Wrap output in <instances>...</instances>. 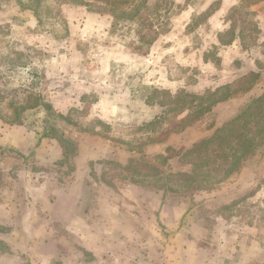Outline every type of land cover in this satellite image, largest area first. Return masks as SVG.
Listing matches in <instances>:
<instances>
[{"label": "rangeland", "instance_id": "rangeland-1", "mask_svg": "<svg viewBox=\"0 0 264 264\" xmlns=\"http://www.w3.org/2000/svg\"><path fill=\"white\" fill-rule=\"evenodd\" d=\"M263 91L264 0H0V264H264V145L153 185Z\"/></svg>", "mask_w": 264, "mask_h": 264}, {"label": "trees", "instance_id": "trees-1", "mask_svg": "<svg viewBox=\"0 0 264 264\" xmlns=\"http://www.w3.org/2000/svg\"><path fill=\"white\" fill-rule=\"evenodd\" d=\"M258 75L253 73V78ZM226 98L228 96L219 98L218 102H222ZM41 106L47 111L51 110L50 105L41 102L40 96L26 99L22 104H10L8 107L13 111V121L20 122L21 116L26 110ZM210 109L211 106H207L202 109V113L208 112ZM184 110H186L185 107H182L181 111ZM263 145L264 91L248 102L235 117L217 127L209 137L193 144L190 149L184 150L182 153L170 149L171 154L156 156L155 159H160L163 163L177 159L178 162L188 165L189 170L165 174L158 178L153 185H158L164 192L174 193L179 190L186 192L212 189L238 172L243 163L255 156ZM126 168L140 175L141 181L152 176L149 171L158 172L157 168L148 162L133 163V160H130ZM161 180L164 182L161 183Z\"/></svg>", "mask_w": 264, "mask_h": 264}]
</instances>
